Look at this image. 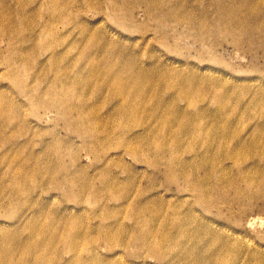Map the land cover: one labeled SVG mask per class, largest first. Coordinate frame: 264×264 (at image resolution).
Returning a JSON list of instances; mask_svg holds the SVG:
<instances>
[{"label":"rangeland","instance_id":"374dc122","mask_svg":"<svg viewBox=\"0 0 264 264\" xmlns=\"http://www.w3.org/2000/svg\"><path fill=\"white\" fill-rule=\"evenodd\" d=\"M240 4L237 0H0V101H5L4 95L18 108L16 114L4 106L17 117L14 132L24 130L14 138L6 129L0 137V156L6 155L0 175L7 186L16 176L18 187H12L18 191L16 203L5 201L0 207V233L18 229L26 241V223L37 230L47 224L49 232L55 228L62 233V222L68 221L73 240L81 242L75 248L91 264L90 248L98 252L94 260L107 258L115 264H264V211L253 207L239 217V207L260 206L263 200L250 194L234 203L231 212L228 203L220 211L213 202L203 203L187 184L192 167L205 166L207 156L204 149L189 145L194 126L212 138L209 166L220 158L218 146L226 136L230 145L241 142L240 137L246 143L256 138L259 147L254 152H264V48L239 46L249 37L241 31L221 30L205 43L195 38L205 28L199 21L215 19L219 7L225 23L234 11L246 16V11L234 8ZM117 77L128 86L143 80L136 104L126 99L127 91L121 93L122 101L113 92ZM183 91L189 94L182 97ZM117 107L140 112L159 107L177 117L173 134L180 145L175 166L178 170L181 166L186 176L172 177L165 163L149 165L148 159L124 153L122 145L136 146V133L146 135L154 126L159 133L164 121L139 113L132 126L126 124L129 121L122 124L113 114ZM108 119L115 120L109 126H120L104 147L100 135H84ZM3 120L0 114L1 128ZM127 126L130 131L124 130ZM167 153L166 149L161 154ZM26 156L27 162H34L29 161L23 181L20 173ZM223 162L234 170L231 162ZM196 176H205L203 169ZM111 180L119 187L106 188ZM157 213L161 226L146 225ZM182 221L187 223L179 229ZM160 229L166 243L154 249L139 244L138 239L148 234H157L155 239L161 241ZM226 241L232 243L230 253H224ZM56 243L46 252V264H84L72 262L73 246ZM6 246L16 245L8 240ZM167 249L174 253L163 252ZM4 261L35 263L24 250Z\"/></svg>","mask_w":264,"mask_h":264},{"label":"bare ground","instance_id":"6f19581e","mask_svg":"<svg viewBox=\"0 0 264 264\" xmlns=\"http://www.w3.org/2000/svg\"><path fill=\"white\" fill-rule=\"evenodd\" d=\"M230 2L234 1V0H228ZM239 3H241L240 5L234 7L237 10L242 9L243 11H246L245 13L247 14L244 17L239 16V12L234 11V15L233 18L230 21H227L225 23V20H222V16H224L225 14L223 12H220V7H219V14L217 15V17L215 19H212L211 21H208L206 19H202L201 21H199V23L203 24V26L205 28H200V35H196L195 38L199 41H201L202 43L207 42V37L209 35H212L214 33L220 32L222 31H226V32H236V33H240L241 31V35H247L249 36L247 39V42H240L239 46H243V44L245 43V45H248V47H253L254 44H257L258 46L264 48V39H260L262 33L264 34V2L260 1V0H237ZM233 12V11H231ZM237 14V15H236ZM204 16H206L204 14ZM239 16V17H238ZM261 17V19H260ZM203 22V23H202ZM255 29H257L255 31ZM255 32H262L260 33L261 35H259L257 37V35H255ZM239 34V35H240ZM264 37V35H263ZM243 42V43H242ZM93 67V66H92ZM125 79H120L119 77H117L113 83V92L116 93V95L118 96V98L122 100H124L125 97H121V93L123 91H127V96L126 99L127 100H131V104H136L137 100L136 98L140 97L139 94L141 93V89L140 86L143 85V80H138L135 81L132 85L134 86H128V81H124ZM169 81V80H168ZM124 82V84H123ZM166 83V82H165ZM167 84H169L167 82ZM189 94V92L187 91H183V93H181L182 97H186V95ZM3 95V94H2ZM125 96V95H122ZM216 97V96H215ZM3 98L5 101H0L1 105H0V114L2 116V118H4L3 120V127H0V137L3 136L5 134L6 129H11V133H10V137H14L18 134L14 132L15 130H13L15 119H17V117L15 118V114H10L11 112H7L8 110L4 109V106L9 109V107H12V104L4 97ZM192 98V97H191ZM139 99V98H138ZM140 101H138L139 103ZM144 103V102H143ZM52 105L56 106L54 103H51ZM50 104V107H52V105ZM191 104V103H190ZM12 111L16 110V114L18 113V108L12 107ZM219 109L221 110L222 107L219 106ZM218 109V110H219ZM15 112V111H13ZM89 112L91 113L92 110L90 109ZM89 112L87 113H83L84 117H87ZM93 113V112H92ZM139 113H143L146 115H152V116H159L162 118V120L164 121L163 126L161 125L162 128H160V131L158 133V129H156V127L154 126V131L153 129H149L150 132L146 133V135H141L136 133L135 136V140L137 142L136 146L142 148H138L136 146H132L129 142L126 145H122L123 148V152L124 153H128L131 155H134V157L136 159H148L149 165L152 164H163L165 163L167 165V171L168 173L174 177V174H178L181 173L182 175L186 176V171L179 166V170L176 168L175 166V150H177L178 146L180 145L179 140L174 136L173 132L175 131L173 128V122H175L177 119V117H175L173 114L171 113H164L162 112L161 108H154L151 110L150 109H144L140 112L136 111L134 109L131 110H124L122 108H116L115 112H113V114H117V118L121 119L120 121L122 122V124L124 123V121H129V123L126 124H130L129 126H132L134 123V121L136 122V116ZM19 114V113H18ZM63 114L65 115V113L63 112ZM180 116H184V113H181ZM77 117H79L77 115ZM115 121V120H113ZM110 119H108V121H104L102 123H99L96 125V128L93 127L91 129H87V132H84V135H100L99 136V140H100V144L102 147H104V143L106 141H108L113 135H111L112 133L116 134V130L119 129L120 125H116V127L113 126H109ZM78 120L75 122V125L77 126ZM135 125V124H134ZM72 125V128L76 127ZM124 126V125H123ZM123 126H121L120 128H123ZM129 126L124 127V130H128L130 131L131 129ZM196 129V132L193 134V138L191 140V142L189 143L190 147H200L202 149L205 150L206 153V158H205V166H193L192 167V173L190 174L187 178H190V181L188 180V185L190 186L191 190L195 193V195L198 196V198H202V202L204 203H209L213 202V206L215 209L222 211V209L225 207V204H229L226 205L229 209V211H232V205L234 203H237L238 201H241L243 197H246L250 194H254L255 197H257L258 199L263 200V204L258 206V205H253V204H249L246 207L242 206L239 207V217H242L243 215H245L249 210H252L253 207H257L258 211H264V152L257 154L256 152H254L258 147L259 144L258 140L256 138H253V141L251 143H246L244 141H242V138H238V140L240 139L241 142H238L236 145H230L228 138L226 136V138L221 139V142L218 146V160L213 162L212 166H209V161H212L213 158L208 157L210 155V149H211V145H212V138L210 135H204V131L199 128L198 126H194ZM193 127V130H194ZM127 128V129H126ZM148 130L147 127H145V130ZM179 133L182 134L183 133V127H180L179 129ZM227 130V129H226ZM225 130V131H226ZM124 132L123 130H119ZM24 130H22L21 132H19L21 135L24 134L23 133ZM83 132V131H82ZM90 132V134L88 133ZM228 134V132H226ZM18 134V136L20 135ZM127 134V133H126ZM103 135V136H102ZM161 140H155L157 138H161ZM15 138V137H14ZM122 141V140H121ZM129 141L128 139L125 140ZM263 143V142H262ZM21 144V143H19ZM19 144H15L16 148H18ZM245 144H249L248 146H246ZM28 145V144H27ZM26 145V146H27ZM2 147V146H1ZM15 148V149H16ZM168 151L166 156H162V151L166 150ZM208 151H207V150ZM244 149H247L246 152ZM26 149H24L23 151H25ZM21 151V149H20ZM29 151V150H28ZM17 154L19 155V150H16ZM29 153V152H28ZM33 156H35L33 153H31ZM30 153L27 155L29 156ZM150 155L154 156L153 158H151L150 160ZM26 156V157H27ZM30 156V157H33ZM5 157L6 155H2L0 156V167L3 166V162L5 161ZM23 158L22 159V169H21V175L20 178H27L28 176H26V172L28 171V165H30L29 160L27 162V158ZM37 158V157H36ZM35 158V160H36ZM15 161L18 160V158H14ZM34 160V159H33ZM32 160V161H33ZM38 160V159H37ZM224 160H228L229 162H231L232 166H234V171L232 168L229 170L226 165L224 164ZM31 161V162H32ZM172 161V162H171ZM249 161V165L247 167H245L246 169H244V167L241 165L246 162ZM12 162V160L10 161ZM34 162V161H33ZM39 162V161H38ZM29 163V164H28ZM37 164V163H36ZM39 164V163H38ZM37 164V165H38ZM34 165V164H33ZM164 165V164H163ZM32 166V165H31ZM30 166V167H31ZM209 166V167H208ZM2 168V167H1ZM0 168V169H1ZM200 169H203L204 171V175L205 176H196V178L194 177L195 172L198 171ZM30 169H33L30 168ZM27 170V171H26ZM34 172L35 173H39L40 170H38V166H34ZM33 171V170H32ZM23 172H25V174L23 175ZM31 172V171H30ZM29 172V173H30ZM33 172V173H34ZM32 173V172H31ZM32 173V175H33ZM37 173V174H38ZM25 176V177H24ZM15 178H17L16 176L14 177V179L11 181H9L7 186V182L8 181H4V179L2 178V175H0V207L3 206V203L5 201L9 202L10 204L12 202L16 203V191H12V187L16 188L17 187V181L15 180ZM186 178V179H187ZM23 181H26L23 180ZM187 181V180H186ZM20 183V181H19ZM107 187L110 188H118L119 187V183L113 182L111 181H107L106 182ZM244 185V186H243ZM7 186V187H6ZM16 186V187H15ZM18 188V187H17ZM11 191V192H10ZM18 192V191H17ZM113 192V191H112ZM119 192V191H116ZM146 206L143 207V210L148 209V206L145 208ZM132 210V209H130ZM156 210V209H155ZM208 210H205L204 212H207ZM159 212V211H158ZM245 213V214H242ZM156 216H158V220L153 219V220H149L146 221L145 224L146 225H156L157 223H159V226H161V222H159V213L156 214ZM155 216V217H156ZM69 220V219H68ZM74 220V219H73ZM65 221V220H63ZM72 221V220H71ZM66 222H62V227L64 228V232H60V229H55L53 228L52 233L49 232V229H52L51 227L47 226V224L45 226L42 227L41 230H37L34 227V229L30 226V223H26V227L25 230L28 231L27 237H26V241L23 240L20 237V232L18 229L12 230H3L0 233V264H18L15 263L14 261H9V262H5L4 259L6 257H15L16 253L18 254V251H26V253L30 256H33L34 259V264H43L47 258V254L46 252L48 251V249L50 248V245L52 244L53 246V242H56V244H59L58 242H66L69 246H73L74 253L72 254L73 258L71 259L72 262H83L84 264H91V260L90 261H84V258L81 257L80 252L78 251L77 248H75V246H78L79 243H81L78 240H73L72 236L73 233L70 231L71 226L70 224ZM75 222V221H74ZM60 223V222H59ZM71 223V222H70ZM187 222H180V224H178V228L182 229V227L184 226V224ZM144 226V225H142ZM70 229V230H69ZM124 228H122L123 230ZM158 229V228H156ZM161 234V241L159 239H155L157 234H148L146 236H143V238L138 239L139 244L141 245H150L148 247H150L151 249L157 248V246L160 245V243L163 241H165V237H164V233L163 231L160 229L159 231ZM235 232L238 233V230H235ZM61 233V234H60ZM64 233V234H63ZM151 237H150V236ZM94 237V236H92ZM152 238V239H151ZM113 238H111L112 240ZM154 239V240H153ZM10 240L13 242V244H15L16 246H10L7 247V241ZM119 242H125V239H118ZM171 238H169L167 241L171 243ZM82 242H85L84 240ZM166 243V241L164 242ZM226 243L228 244L224 250V253H230L231 249H232V243H229L226 241ZM154 245V246H152ZM166 245V244H163ZM172 246V245H171ZM238 247V245H237ZM25 248V249H24ZM43 249L44 252H42L41 250ZM36 250V251H35ZM91 252H92V261L94 262V264H115L113 261H108L107 258L106 260H104V262H99L97 260H94V258L98 255V252L95 248H90ZM8 252L6 254H4L5 252ZM168 254L170 253H174L171 250L167 249L163 252H167ZM174 251V250H173ZM51 257V255H49ZM237 257V254L235 255ZM54 257V256H53ZM98 257V256H97ZM110 257V256H108ZM157 257H161L160 254H157ZM215 258V257H214ZM50 259V258H49ZM55 260V259H54ZM50 262V261H49ZM56 262V261H55ZM46 264V262L44 263ZM51 264V263H49ZM118 264V263H117Z\"/></svg>","mask_w":264,"mask_h":264}]
</instances>
